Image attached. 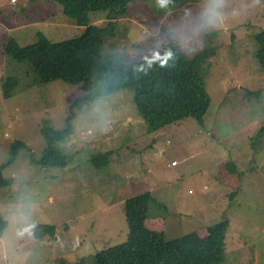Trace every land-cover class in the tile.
<instances>
[{"label":"rangeland","instance_id":"obj_1","mask_svg":"<svg viewBox=\"0 0 264 264\" xmlns=\"http://www.w3.org/2000/svg\"><path fill=\"white\" fill-rule=\"evenodd\" d=\"M76 2L0 0V169L9 182L0 195V264H95L130 240L126 203L144 193L164 214L146 219L148 232L167 243L205 241L228 221L222 264H264V148H253L264 128V0H132L115 37L104 39L101 63H141L179 47L207 89L203 124L188 118L154 130L132 88L104 94L95 84L72 134L54 144L66 166L38 165L44 131L63 132L83 92L61 80L34 84L32 68L5 50L11 40L27 47L82 36ZM91 18L108 24L104 13ZM11 76L20 85L6 99ZM104 154L108 161H92Z\"/></svg>","mask_w":264,"mask_h":264},{"label":"trees","instance_id":"obj_2","mask_svg":"<svg viewBox=\"0 0 264 264\" xmlns=\"http://www.w3.org/2000/svg\"><path fill=\"white\" fill-rule=\"evenodd\" d=\"M132 0H78L77 24L85 27L82 36L60 43L42 41L21 47L15 40L7 45L5 53L18 64H28L36 78L34 84L64 81L79 86L83 96L72 107L67 128L63 132L44 131L47 148L38 165L66 166L67 157L54 144L62 143L73 132L72 120L76 110L92 101L96 95L95 84L104 94L132 88L142 116L154 130L188 118L203 124L208 95L204 81L193 69L187 54L176 47L156 58L141 63L124 64L100 61V49L104 39L115 37L120 19L128 12ZM170 7H180L187 0H162ZM104 13L108 24L105 28L91 25V15ZM257 59L264 68V31L257 38ZM77 61L76 68L66 72L69 62ZM17 76L5 82V98L10 99L20 85ZM20 144V143H19ZM253 148H264V128L253 141ZM110 158V154L94 156V163ZM9 183V182H7ZM5 182L0 169V195ZM162 216L160 206L151 193L128 199L126 214L130 223V240L124 245L99 253L95 264H222L224 262L228 221L208 229V238L201 241L195 235L167 243L164 235L148 232L145 221L157 214ZM154 213L153 216H151ZM0 221V236L5 228Z\"/></svg>","mask_w":264,"mask_h":264},{"label":"clouds","instance_id":"obj_3","mask_svg":"<svg viewBox=\"0 0 264 264\" xmlns=\"http://www.w3.org/2000/svg\"><path fill=\"white\" fill-rule=\"evenodd\" d=\"M257 3H258V0H257ZM195 7H196V5L193 4V5H192V8H195ZM213 16L218 17V13H213Z\"/></svg>","mask_w":264,"mask_h":264},{"label":"crops","instance_id":"obj_4","mask_svg":"<svg viewBox=\"0 0 264 264\" xmlns=\"http://www.w3.org/2000/svg\"><path fill=\"white\" fill-rule=\"evenodd\" d=\"M13 3V2H12ZM179 165V164H178ZM174 167V166H173ZM178 167V166H177ZM174 168H176V166L174 167ZM180 193V192H179ZM190 194H192L191 192H190Z\"/></svg>","mask_w":264,"mask_h":264},{"label":"built area","instance_id":"obj_5","mask_svg":"<svg viewBox=\"0 0 264 264\" xmlns=\"http://www.w3.org/2000/svg\"><path fill=\"white\" fill-rule=\"evenodd\" d=\"M175 166H177V164H175Z\"/></svg>","mask_w":264,"mask_h":264}]
</instances>
